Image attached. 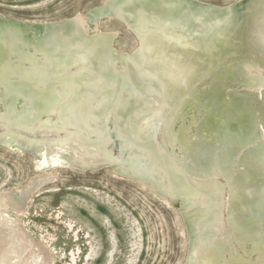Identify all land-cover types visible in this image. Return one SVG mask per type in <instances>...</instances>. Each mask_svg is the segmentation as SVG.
<instances>
[{"label": "bare ground", "instance_id": "obj_1", "mask_svg": "<svg viewBox=\"0 0 264 264\" xmlns=\"http://www.w3.org/2000/svg\"><path fill=\"white\" fill-rule=\"evenodd\" d=\"M105 17L135 34L132 50L100 29ZM1 145L38 173L109 167L177 204L181 264H264V0H102L47 21L0 13ZM49 179L0 193V264H37L1 207Z\"/></svg>", "mask_w": 264, "mask_h": 264}, {"label": "rangeland", "instance_id": "obj_2", "mask_svg": "<svg viewBox=\"0 0 264 264\" xmlns=\"http://www.w3.org/2000/svg\"><path fill=\"white\" fill-rule=\"evenodd\" d=\"M203 1L226 4L234 0ZM101 2L0 0V13L30 21H47L85 13ZM98 25L101 30L118 32L114 40L118 50L130 51L135 47V36L122 22L105 17ZM4 149L10 151L0 146V193L13 188L22 191L34 176L50 177L37 189L29 188L23 193L25 200L21 207L8 201L1 207L17 220L23 234L33 240L35 263L183 262L189 240L177 204L161 199L135 181L117 176L109 167L95 172L68 169L38 173L26 153L10 151V154Z\"/></svg>", "mask_w": 264, "mask_h": 264}, {"label": "water", "instance_id": "obj_3", "mask_svg": "<svg viewBox=\"0 0 264 264\" xmlns=\"http://www.w3.org/2000/svg\"><path fill=\"white\" fill-rule=\"evenodd\" d=\"M103 2H104V0H103ZM124 26L126 27V25L124 24ZM127 28V27H126ZM128 29V28H127ZM129 30V29H128ZM131 31V30H130ZM132 32V31H131ZM132 34H133V32H132ZM134 36H135V34H133ZM137 40V39H136ZM43 96H40V98H42ZM41 100H43L42 101V103H41V105H39L40 107H43L44 106V98H42Z\"/></svg>", "mask_w": 264, "mask_h": 264}]
</instances>
